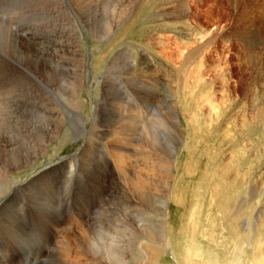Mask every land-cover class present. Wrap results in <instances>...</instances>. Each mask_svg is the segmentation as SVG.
<instances>
[{"label": "rangeland", "instance_id": "rangeland-1", "mask_svg": "<svg viewBox=\"0 0 264 264\" xmlns=\"http://www.w3.org/2000/svg\"><path fill=\"white\" fill-rule=\"evenodd\" d=\"M35 1L32 8L17 0L0 7V29L30 30L35 46L30 55L0 31V172L6 171L3 162L15 166L7 174L11 184H0V264H74L88 236L99 247L113 236L119 245L127 242L123 261L112 256L101 264H141L152 257L153 245L139 231L158 235L163 219L170 245L159 264H236L235 258L256 264L257 254L264 264V54L251 63L246 40L264 44V2ZM199 37L211 40L201 68L188 56ZM175 39L190 46L178 50ZM73 43L84 82L76 76L77 63L62 54ZM36 51L48 61L37 77L30 72ZM126 106L143 117L136 126H146L148 136L145 143L140 131L123 129L135 132L121 148L132 155L119 159L123 168L116 170L119 152L110 151L107 126ZM171 147L177 156L167 175L161 152ZM168 196L164 215L158 213ZM236 199L244 208L238 225L229 218ZM195 247L203 260L189 258Z\"/></svg>", "mask_w": 264, "mask_h": 264}, {"label": "bare ground", "instance_id": "bare-ground-1", "mask_svg": "<svg viewBox=\"0 0 264 264\" xmlns=\"http://www.w3.org/2000/svg\"><path fill=\"white\" fill-rule=\"evenodd\" d=\"M3 1L4 0H2V3L0 2V7L1 8H4V7H6L7 6V4H8V1L6 0L4 3H3ZM18 2L20 1H22V2H24L25 1V3L28 5V6H31L32 4H33V2H34V0H17ZM37 1V0H36ZM35 1V2H36ZM43 1V0H42ZM41 1V2H42ZM49 1V0H48ZM51 1V0H50ZM49 1V2H50ZM53 1V0H52ZM60 1V0H59ZM73 1V0H72ZM76 1V0H75ZM78 1V0H77ZM235 1V0H234ZM262 2H264V0H261ZM21 2V3H22ZM39 2V1H38ZM40 2V3H41ZM44 3H45V1H43ZM42 2V3H43ZM63 2V1H62ZM261 2V3H262ZM41 3V4H42ZM47 3V2H46ZM57 3V2H56ZM60 3V2H59ZM72 3V2H71ZM84 3V2H83ZM235 3V2H234ZM254 3V2H253ZM259 3V2H258ZM55 4V3H54ZM39 5V4H38ZM38 5H36V6H38ZM44 6L46 5V4H43ZM22 6V5H21ZM34 6V5H33ZM41 6V5H40ZM52 7H53V4L51 5ZM57 6H61V5H57ZM257 6V5H256ZM256 6H255V8H256ZM264 6V5H263ZM35 7V6H34ZM42 7V6H41ZM56 7V6H55ZM261 7V6H260ZM31 8H32V6H31ZM39 8V7H38ZM48 8H49V6H48ZM249 8H251V7H249ZM253 8V7H252ZM27 9H29V8H27ZM56 9V8H55ZM62 9V8H61ZM65 9V8H64ZM263 9V8H262ZM36 10V9H35ZM77 10V9H76ZM27 11V10H26ZM29 11H30V9H29ZM51 11V10H50ZM64 11V10H63ZM252 11V10H251ZM261 11V10H260ZM0 12H1V9H0ZM20 12V11H19ZM28 12V11H27ZM39 12H41V11H39ZM67 12V11H66ZM75 12V11H74ZM256 12V11H255ZM47 12H45V14H46ZM182 13H186V10L184 9V8H182ZM252 13V12H251ZM38 14V13H37ZM40 14V13H39ZM38 14V15H39ZM65 14V13H64ZM67 14V13H66ZM65 14V15H66ZM255 14V13H254ZM260 14H261V12H260ZM42 15V14H41ZM40 15V16H41ZM50 15V14H49ZM48 15V16H49ZM71 15V14H70ZM1 16V15H0ZM58 16V15H57ZM62 16V15H61ZM257 16H258V14H257ZM27 17V16H26ZM183 17V19H184V16H182ZM186 17H187V15H186ZM244 16H242V18H243ZM59 18V17H58ZM100 18V17H99ZM210 18V17H209ZM19 19V18H18ZM60 19V18H59ZM67 19V18H66ZM1 20H3V19H1ZM42 20V19H41ZM11 21V20H10ZM47 21V20H46ZM50 21V20H49ZM257 21H259V20H257ZM22 22V21H21ZM26 22V21H25ZM38 22H40V21H38ZM61 22H63V21H61ZM66 22V21H65ZM22 23H24V22H22ZM42 23V22H41ZM48 23V22H47ZM50 23V22H49ZM48 23V24H49ZM247 23V22H246ZM260 23V22H259ZM259 23H257L256 25H258V26H260V24ZM26 24H27V22H26ZM25 24V25H26ZM38 24V23H37ZM53 24V23H52ZM174 24L175 25H180V23H178L176 20H175V22H174ZM181 24H183V23H181ZM5 25V24H4ZM24 25V24H23ZM29 25V24H28ZM56 25H58V24H56ZM62 26H64L63 24H61ZM60 25V26H61ZM240 25V24H239ZM46 26V25H45ZM54 26V25H53ZM66 26V25H65ZM261 26H263L262 24H261ZM5 27V30H4V28L3 29H0V31H2V33H1V35H5L6 37H10V38H12V39H14L16 42H18V44H19V47H21V49H22V51L24 50V52H26V53H30V55L31 54H33L32 53V49H33V47H35L34 45H33V38H32V35H31V33L29 32L30 30H28V32H25V31H18L16 28H15V25H14V28H12V25H5L4 26ZM52 27V26H51ZM264 27V26H263ZM50 28V27H49ZM90 28V27H89ZM259 28V27H258ZM257 28V29H258ZM261 28V27H260ZM65 29V28H64ZM264 29V28H263ZM263 29L262 30H259L260 32L261 31H263ZM178 30H179V28H178ZM39 31V30H38ZM57 31V30H56ZM59 31V30H58ZM258 31V30H257ZM60 32V31H59ZM62 32V31H61ZM69 32V31H68ZM34 33V32H33ZM37 33V32H36ZM71 33V32H70ZM239 33H241V32H239ZM263 33H264V31H263ZM39 34V33H38ZM37 34V35H38ZM177 34L179 35L180 33L179 32H177ZM257 34H258V32H257ZM0 35V36H1ZM195 35V34H194ZM241 35V34H240ZM250 35V34H249ZM260 35L262 36V41L264 42V34H262V33H260ZM75 36V35H74ZM196 36V35H195ZM210 36V35H209ZM242 36V35H241ZM73 37V36H72ZM1 38V37H0ZM245 37H243V39H244ZM255 38H257V37H255ZM254 38V39H255ZM258 38H259V36H258ZM42 39V38H41ZM250 39V38H249ZM248 38H246V40L248 41V43H249V47H250V62L252 63V58H254L255 60H256V56H259V55H262V54H264V52H261V49L263 50L264 49V44H262V43H260V42H257V40L255 39V43H253V42H251L250 40H249ZM253 39V38H252ZM253 39V40H254ZM260 39V38H259ZM1 40V39H0ZM11 40V39H10ZM65 40V39H64ZM69 40V39H68ZM75 40H77V39H75ZM161 40V39H160ZM175 40H177V41H179V43H177V45L175 44V43H172V44H174L175 45V48H177L178 50H181L182 48H186L187 46L189 47L190 46V43L189 42H185V43H182L179 39H175ZM50 41V40H49ZM197 43H198V45L197 46H194L195 48L194 49H192V50H190V53L188 54V56L190 55V56H193V59H194V61H195V63H193L194 65L195 64H197L200 68L202 67V66H205V58H204V56H208V54H207V52H205L206 50H205V48L208 46V45H210L211 44V40H210V37L209 38H205V37H199L197 40ZM245 41V40H244ZM244 41H243V43H244ZM261 41V40H260ZM40 42H41V40H40ZM77 42V41H76ZM239 42V41H238ZM35 43H36V41H35ZM37 43H39V42H37ZM68 43H70L69 41H68ZM196 43V42H195ZM247 43V44H248ZM40 44V43H39ZM54 44V43H53ZM169 45V43H164V41H163V39H162V46H163V48H165V49H168V50H170L171 49V47L170 46H168ZM1 45V44H0ZM192 45V44H191ZM37 46V45H36ZM39 46V45H38ZM77 46V45H76ZM160 46V45H159ZM178 46H179V48H178ZM245 46V45H244ZM14 47H15V45H14ZM43 47V46H42ZM59 47V46H58ZM209 47V46H208ZM242 47V46H241ZM18 48V47H17ZM247 48V47H246ZM16 49V48H15ZM63 49V48H62ZM208 49V48H207ZM2 50H3V48H2ZM8 50V49H7ZM38 50V49H37ZM46 50V49H45ZM64 52H62V54L63 55H65V56H67V55H69L70 56V58L72 59L71 61H72V63L74 62V63H77V78H80V80L82 81V75H83V71H82V69L80 68L79 69V66H80V64L82 63V57H81V54L78 52V50H77V48L74 46V43H73V45H69V44H67L65 47H64ZM4 51V50H3ZM10 51V50H9ZM15 51V50H14ZM18 51V50H17ZM127 51V50H126ZM170 51H172V50H170ZM169 51V52H170ZM4 53V52H3ZM21 53V52H20ZM5 54V53H4ZM22 54V53H21ZM24 54V53H23ZM36 54H37V64H36V66H34V70H30V72L32 71L34 74H35V76L37 77V74L39 75V76H42V72H44V71H46V65L48 64V61L47 60H45V59H42V57H40V53H38V51H36ZM62 54H61V56H62ZM169 54V53H168ZM9 55V54H8ZM11 55H12V53H11ZM13 55H15V54H13ZM45 55H46V53H45ZM53 55V54H52ZM52 55H51V57H52ZM23 56V55H22ZM21 56V57H22ZM58 56V55H57ZM129 56V55H128ZM5 57V56H4ZM10 57V56H9ZM15 57H16V55H15ZM34 57V56H33ZM63 57V56H62ZM262 57V56H261ZM7 58V57H6ZM30 58V57H29ZM32 58V57H31ZM43 58H44V56H43ZM46 58V57H45ZM69 58V57H68ZM189 58H191V57H189ZM189 58H188V60H189ZM249 58V57H248ZM3 59V58H2ZM10 59V58H9ZM26 59V58H25ZM34 59V58H33ZM49 59V58H48ZM23 60H24V58H23ZM31 60V59H30ZM35 60V59H34ZM68 60V59H67ZM258 60H260V59H258L257 58V61ZM264 59H262V60H260L261 62L263 61ZM26 62H27V60H25ZM13 62V61H12ZM15 62V61H14ZM16 62H17V60H16ZM57 62V61H56ZM207 62V61H206ZM248 62V61H247ZM260 62V63H261ZM185 63V62H184ZM251 63H249V64H251ZM256 63H258V62H256ZM256 63H255V66H256ZM3 64V63H2ZM7 64V63H6ZM15 64V63H14ZM19 64V63H18ZM52 64H53V62H52ZM4 65V64H3ZM30 65H32V64H30ZM30 65H29V67H30ZM50 65V64H49ZM259 65V64H258ZM262 65H263V63H262ZM6 66H8L10 69H13L11 66H10V64H7ZM28 66V65H27ZM26 66V67H27ZM253 66V65H252ZM254 66V67H255ZM2 67H4V66H2ZM32 68H33V66H31ZM1 68V67H0ZM5 68V67H4ZM3 68V69H4ZM198 68V67H197ZM248 68V67H247ZM263 68V67H262ZM25 69V68H24ZM28 69L29 68H27V71H28ZM113 69V68H112ZM205 69V68H204ZM227 70V69H226ZM22 71V70H21ZM27 71H25V72H27ZM198 71H199V69H198ZM238 71V70H237ZM16 72V71H15ZM14 72V73H15ZM155 72V71H154ZM22 73V72H21ZM29 73V72H28ZM27 73V74H28ZM203 73V72H202ZM26 74V73H25ZM32 75V74H31ZM163 75H165V74H163ZM29 76V75H28ZM197 77H199V78H201V75H200V73H199V75L197 76ZM34 78V77H33ZM82 82H84V81H82ZM50 83V82H49ZM176 83V82H175ZM171 84V83H170ZM232 85V84H231ZM258 87V86H257ZM76 90H77V92H79L80 93V91H81V85H79V86H77L76 87ZM138 101V100H137ZM28 103V102H27ZM246 103V102H245ZM5 104V103H4ZM77 105H78V102L76 103ZM132 110V108H131V106H126V107H124V113L122 112V114H123V116H121L120 117V120L117 122L116 121V118H114L113 119V121L111 122L112 124L110 125V126H107V135L106 136H108L110 139H111V141H112V145H113V148L110 146V151L112 152V150L114 151H116V149H118V151H116V153L117 152H119V156H118V158L116 159L115 158V154H114V157L113 158H115V159H113V160H115L116 162H114V163H117V165H118V163H121L122 161H125V160H127V159H130V156L132 155V153L131 154H128V153H126V152H124V150H122L121 148L123 147V146H125L126 144L128 145V143L130 142L131 143V141L134 139L133 138V136L135 135V132L136 131H140L141 132V136L143 137L142 139H144L145 140V143L147 142V140L145 139V137L146 136H148L146 133H144L143 134V132H145V130H146V126H142L141 128H139V127H137L136 125H139V123H141L140 121H143V117H140L138 114H135L133 111H131ZM2 112V111H1ZM251 112V111H250ZM2 115H3V113H2ZM121 115V114H120ZM9 118V117H8ZM4 119V118H3ZM105 119V118H104ZM108 119V118H107ZM2 120V119H1ZM118 120V119H117ZM106 121V120H105ZM100 122V124H102V120H100L99 121ZM106 123V122H105ZM16 124V123H15ZM93 125V124H92ZM128 125H130L131 126V128H132V130H136L134 133H126L125 131L126 130H123L125 127H128ZM141 125V124H140ZM78 127V126H77ZM239 127V126H238ZM127 129V128H126ZM129 129V128H128ZM10 130H12V129H10ZM102 130H100V132H101ZM74 132V131H73ZM148 133V132H147ZM157 134V133H156ZM144 135H145V137H144ZM150 135V134H149ZM105 136V135H104ZM105 136V137H106ZM91 138V137H90ZM107 139L108 138H106V141H107ZM153 139V141L154 142H157V140H156V138L155 137H153L152 138ZM91 140V139H90ZM102 140H104L103 139V137H102ZM105 140H104V142H106ZM109 141V140H108ZM152 141V142H153ZM175 142V141H174ZM163 143V142H162ZM106 144H108L109 145V143H107L106 142ZM4 145V144H3ZM153 145H158V143H155V144H153ZM45 146V145H44ZM139 146V145H138ZM170 146V145H169ZM152 147H154V146H152ZM161 148H163L162 146H160V147H158V149L157 150H159V152H160V150H162ZM42 149H44L45 150V147H43ZM41 149V150H42ZM132 149V148H131ZM154 149V148H153ZM164 149H165V146H164ZM164 149H163V152H161V153H163V155L162 156H164V160L165 161H163V169L165 170V172L167 173V175L171 172V169H172V167H173V165H174V160H175V158H176V156H177V152H176V150L173 148V147H171L169 150H167V151H165L164 152ZM129 150V149H128ZM142 150V149H141ZM111 152H110V154H111ZM121 160V162L119 161L118 162V160ZM132 159V158H131ZM158 160V163H157V166L158 167H162V162H161V159H160V161H159V159H157ZM64 162V161H63ZM157 162V161H156ZM225 162V161H224ZM65 163V162H64ZM132 163V162H131ZM123 164V163H122ZM126 164H128V163H126ZM2 165H5V169H6V171H1L0 172V184H4V185H6V184H11V182L8 180V178H7V174H9L13 169H15V166L13 167V165H10V164H7V163H4L3 162V164H1V166ZM119 165H121V164H119ZM119 165L117 166V169L116 170H118V167H119ZM156 165V164H155ZM227 165V164H226ZM129 166V165H128ZM127 166V167H128ZM222 166V165H221ZM115 167H116V164H115ZM121 167L123 168V165H121ZM126 167V168H127ZM156 167V166H155ZM227 166H225V168H226ZM125 168V169H126ZM138 168V167H137ZM149 168V167H148ZM157 168V167H156ZM0 169H2V168H0ZM4 169V170H5ZM153 169V168H152ZM158 169H161V168H158ZM157 169V170H158ZM114 170V169H113ZM126 170H128V168L126 169ZM250 170V169H249ZM153 171V170H152ZM191 171V170H190ZM119 172V171H118ZM96 173V172H95ZM146 173H148V172H146ZM146 173H145V176H146ZM154 173V172H153ZM159 173V172H158ZM143 174V173H142ZM151 174V173H150ZM156 174V173H155ZM162 174V173H161ZM101 175V174H100ZM125 175V174H124ZM134 175V174H133ZM149 175V174H148ZM158 175H160V174H158ZM141 176V175H140ZM155 175H153V177H154ZM137 178H136V180H137V186H139L140 185V177L137 175L136 176ZM142 177V176H141ZM151 177V176H150ZM153 177H152V179H153ZM157 177V176H156ZM155 177V178H156ZM163 177V176H162ZM161 177V178H162ZM165 177V176H164ZM96 178V177H95ZM147 178V177H146ZM167 178V177H166ZM151 179V178H150ZM133 180H135V179H133ZM154 180V179H153ZM156 181V180H155ZM155 181H153V182H155ZM121 183V182H120ZM226 183V182H225ZM148 184H149V182H148ZM144 186V185H143ZM135 188V187H134ZM154 188V187H153ZM257 188V187H256ZM139 189H141V188H139ZM4 189L3 188H1V191H3ZM15 190V189H14ZM123 190V189H122ZM142 190V189H141ZM256 190V189H255ZM132 191H133V189H132ZM173 192V191H172ZM120 193V192H119ZM127 194V193H126ZM170 195H172V194H170ZM253 196H254V194H253ZM150 197V196H149ZM169 198V196L168 197H166L163 201H162V208L160 207V209H157V210H159L158 211V213H161V214H163L164 215V213H165V207H166V205H167V199ZM245 199V198H244ZM239 200V199H238ZM169 202V201H168ZM120 203V202H119ZM128 203V202H127ZM242 203V202H241ZM240 203V201H237V199H236V203L235 204H237L238 206L236 207V208H234L232 211H230L231 212V214H230V217L229 218H231V220L233 221V222H236V224L238 225L239 224V222L241 223V220H240V211H242L243 209H242V204ZM150 204V203H149ZM243 205H244V203H243ZM168 206V205H167ZM124 208V207H123ZM122 208V209H123ZM242 209V210H241ZM225 210V209H224ZM264 210V209H263ZM153 211V210H152ZM151 211V212H152ZM162 211V212H161ZM154 212V211H153ZM263 212V211H262ZM155 213V212H154ZM110 214V213H109ZM125 214H128V213H125ZM124 214V215H125ZM264 214V213H263ZM157 215H160V214H157ZM167 216V215H166ZM111 217V216H110ZM125 217V216H124ZM161 217V216H160ZM263 217V216H262ZM118 219V218H117ZM258 219V218H257ZM80 220V219H79ZM162 220V219H161ZM167 221V220H166ZM249 221V220H248ZM113 222V221H112ZM139 222V221H138ZM153 222V221H152ZM161 222V221H160ZM165 222V220L163 219L162 220V224L159 226V227H157L158 229H156L155 231H156V233L158 234V232H159V234L158 235H156L155 233H153V232H151L150 230L148 231V234L146 233V235L144 234L145 232H146V229L144 228L143 230H141V231H139V233H140V235H141V237L143 238V237H149L147 240H146V242L148 243V244H152L153 245V247H150L151 248V251H149V253H150V256H152V257H150V258H148L149 256H145L144 257V259L141 261L140 260V262H142L141 264H145L146 262L148 263V264H159L158 263V258L161 256V254H163L162 253V251H166L165 249L170 245V242L168 241V238L165 236V231H166V224L164 223ZM245 222V221H244ZM259 222H260V220H259ZM120 223V222H119ZM127 223H128V221H127ZM154 223V222H153ZM198 223V222H197ZM260 223H262V222H260ZM116 224V223H115ZM117 224H118V222H117ZM129 224H131V223H129ZM233 224V223H232ZM235 224V225H236ZM242 224V223H241ZM251 224V223H250ZM99 225V224H98ZM120 225V224H119ZM252 225V224H251ZM97 226V225H96ZM105 226V225H104ZM245 227V229H247V228H249V226L246 228V226H244ZM101 228H102V226H101ZM104 228V227H103ZM115 228V227H114ZM131 228H133V227H131ZM125 229V228H124ZM168 229V228H167ZM250 229V228H249ZM248 229V230H249ZM261 229V228H260ZM128 230L130 231V229L128 228ZM137 230V229H136ZM238 230V232H239V230H240V233H243L242 232V230H244L243 229V226H242V228H239V229H237ZM236 230V231H237ZM250 230H252V229H250ZM106 231H108V230H106ZM114 231V230H113ZM123 231V230H122ZM121 231V232H122ZM234 231H235V229H234ZM247 231V230H246ZM91 232V231H90ZM103 232H104V230H103ZM125 232V231H124ZM131 232V231H130ZM250 232V231H249ZM256 232V231H255ZM123 233V232H122ZM138 233V234H139ZM160 233H161V236H160ZM167 233V232H166ZM169 233V232H168ZM251 233V232H250ZM87 234V233H86ZM109 234H111V233H109ZM127 234V233H126ZM137 234V233H136ZM96 235V234H95ZM116 235V234H115ZM120 235V234H119ZM81 236H83V235H81ZM86 236V235H85ZM111 236V235H110ZM130 236V235H129ZM152 236H155V238L154 237H152ZM159 236V237H158ZM168 236H169V234H168ZM200 236V235H199ZM92 237V236H91ZM90 236H88L87 238H85V244H82V246H81V250H78V251H76L75 252V261H74V264H101L99 261L101 260V258H103L104 260H105V258H109V259H111V257L112 256H114V257H112V258H114V259H116L117 261H119L120 259H121V257H122V251L124 250V248H125V251H129L130 249H129V247L127 246V242H126V245H119L120 244V241L118 240V239H116V236H111L112 238H109V240L107 241V243H105V244H103V245H101V247H99V246H97L98 245V243L96 244V242L98 241V240H96V239H94V237L93 238H91ZM107 237V236H106ZM105 237V238H106ZM125 237V236H124ZM243 237V236H242ZM242 237L240 238V239H242ZM253 237V236H252ZM129 238H131V237H129ZM133 238V237H132ZM159 240V244L156 242V243H152L153 242V240ZM127 240V239H126ZM102 243V242H101ZM80 244V245H81ZM125 244V243H124ZM130 244V243H129ZM75 245H76V243H75ZM79 245V244H78ZM86 245H88L89 247H87ZM8 246V245H7ZM7 246H5V247H7ZM68 246V245H67ZM122 246H123V249H120V248H122ZM144 246V245H143ZM194 246V245H193ZM9 247V246H8ZM61 248V247H60ZM196 248V247H195ZM195 248H194V250H195ZM119 249V250H118ZM142 249H144V247L142 248ZM189 249H191V248H189ZM196 249H198V248H196ZM116 250H117V252H116ZM188 250V249H187ZM200 249H198V250H196L195 252L192 250V252L193 253H195V254H193L192 255V253L189 251L188 252V256H189V258L191 259V258H194V259H202L203 258V252H201V251H199ZM124 251V252H125ZM257 251V250H256ZM65 252V251H64ZM63 253V252H62ZM72 253V252H71ZM60 254H61V252H60ZM59 254V255H60ZM152 254V255H151ZM87 255L89 256V261H87V260H82V259H80V256H83L84 258H86L87 257ZM129 255V254H128ZM63 257V256H62ZM62 257H61V259H62ZM69 257H70V253H69ZM116 257V258H115ZM233 257H234V255H233ZM59 258V257H58ZM71 258V257H70ZM124 258V257H123ZM125 259V258H124ZM193 259V260H194ZM122 260V259H121ZM203 260V259H202ZM235 260H236V264H239V260H237V258H235ZM259 260H261L260 259V257H259V255L257 254V256H256V258H255V263L256 264H260L261 262H262V260L261 261H259ZM111 261V260H110ZM123 261V260H122ZM187 261H188V259H187ZM264 261V260H263ZM14 262V261H13ZM114 262V261H113ZM139 262V261H138ZM139 262V263H140ZM21 263V262H20ZM109 263H111V262H109ZM112 264V263H111ZM123 264V263H122ZM138 264V263H137ZM189 264H193V263H189ZM195 264V263H194ZM215 264H218V263H215ZM231 264V263H230ZM252 264H254V262L252 261Z\"/></svg>", "mask_w": 264, "mask_h": 264}]
</instances>
